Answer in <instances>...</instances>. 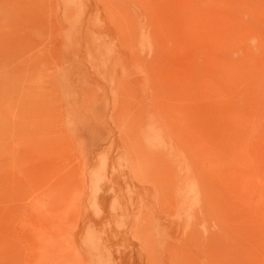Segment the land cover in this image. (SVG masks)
<instances>
[{
  "label": "rangeland",
  "instance_id": "obj_1",
  "mask_svg": "<svg viewBox=\"0 0 264 264\" xmlns=\"http://www.w3.org/2000/svg\"><path fill=\"white\" fill-rule=\"evenodd\" d=\"M0 264H264V0H0Z\"/></svg>",
  "mask_w": 264,
  "mask_h": 264
}]
</instances>
